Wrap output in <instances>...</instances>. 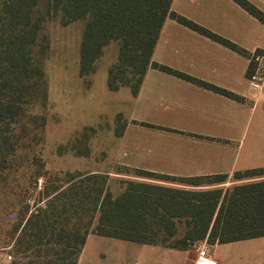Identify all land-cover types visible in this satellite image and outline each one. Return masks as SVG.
<instances>
[{"label":"trees","instance_id":"obj_1","mask_svg":"<svg viewBox=\"0 0 264 264\" xmlns=\"http://www.w3.org/2000/svg\"><path fill=\"white\" fill-rule=\"evenodd\" d=\"M171 1L0 0V182L17 166L11 164V159L17 147L20 118L36 101L46 99L45 75L33 59V49L46 20L56 17L61 26L81 23L80 77L92 71L107 45L117 43L119 74L124 71L136 80L133 86L123 83L118 80L119 74L111 70L107 81L109 91L128 86L135 96L146 69L155 68L235 98L226 91L151 61L166 18L242 53L234 44L172 12ZM232 1L264 25L261 11L246 0ZM250 68L251 64L246 75ZM22 167L29 172L27 186L15 187L17 193L4 197L1 203L7 206L1 211L15 214L6 236L15 239L18 253L28 251L31 257L12 264H76L90 234L181 250L204 240L214 245L264 237V180L234 186L223 195L221 190L187 192L128 182L127 187L114 196L103 182L108 180L107 175L65 172L50 178L44 163L33 157ZM133 173L141 178L175 180L140 170ZM234 176L262 177L264 168L238 172ZM39 179L43 181L41 190L32 198ZM176 224L180 229L178 237ZM168 239L179 241L172 245L155 242Z\"/></svg>","mask_w":264,"mask_h":264},{"label":"crops","instance_id":"obj_2","mask_svg":"<svg viewBox=\"0 0 264 264\" xmlns=\"http://www.w3.org/2000/svg\"><path fill=\"white\" fill-rule=\"evenodd\" d=\"M246 1L264 14V0ZM170 9L242 53L166 18L151 61L235 98L147 68L126 111L112 162L130 172L175 180L264 168V87L252 92L246 75L249 55L264 51V25L232 0H172ZM262 180L264 176L246 182ZM111 239L88 235L76 264H100L98 259L106 256L120 259L118 264H193L196 257L195 247L181 250ZM257 239L210 245L212 257L216 264H240L242 249Z\"/></svg>","mask_w":264,"mask_h":264},{"label":"rangeland","instance_id":"obj_3","mask_svg":"<svg viewBox=\"0 0 264 264\" xmlns=\"http://www.w3.org/2000/svg\"><path fill=\"white\" fill-rule=\"evenodd\" d=\"M80 37V22L61 26L55 17L44 22L33 49V59L45 75L46 99L36 101L20 118L22 121L17 128V147L11 159V164L17 166L12 168V174L7 179L0 182V264L25 262L26 257H31L28 251L18 253L15 239L10 240L6 236L15 214L1 211L5 209L3 206H7L1 202L4 197L18 192L15 187L23 189L27 186L29 172H26L22 164L32 157L44 163L50 178L65 172L107 175L108 180L103 182L114 196L120 194L128 182L187 192L221 190L222 195L234 186L249 183L246 182L248 178L234 175L197 180L129 179L135 176L134 173L112 162L118 137L126 121V111L133 97L132 88L128 86L119 87L116 91L107 88L109 71L112 70L113 74L121 72L117 66L118 45L116 42L107 45L94 62L92 71L80 77ZM118 80L133 86L136 77L123 71ZM22 124H26L25 129ZM59 178L65 179L63 176ZM42 184L43 181L39 179L32 198L36 197L34 195L41 190ZM178 225L177 237L180 235ZM178 241L155 240L165 245ZM242 254L244 258L240 264H264V237L247 243ZM98 260L100 264H118L120 259L106 256ZM95 263L99 264L98 261Z\"/></svg>","mask_w":264,"mask_h":264},{"label":"built area","instance_id":"obj_4","mask_svg":"<svg viewBox=\"0 0 264 264\" xmlns=\"http://www.w3.org/2000/svg\"><path fill=\"white\" fill-rule=\"evenodd\" d=\"M251 64L250 72L247 75L249 88L257 93L264 87V51H256L249 55ZM196 257L193 264H216L212 257L210 245L201 241L195 244Z\"/></svg>","mask_w":264,"mask_h":264}]
</instances>
